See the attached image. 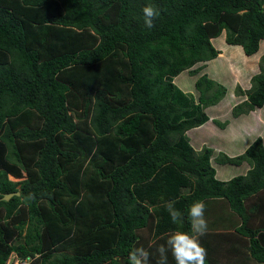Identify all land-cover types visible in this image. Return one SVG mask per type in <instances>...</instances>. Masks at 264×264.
<instances>
[{
  "label": "trees",
  "instance_id": "trees-1",
  "mask_svg": "<svg viewBox=\"0 0 264 264\" xmlns=\"http://www.w3.org/2000/svg\"><path fill=\"white\" fill-rule=\"evenodd\" d=\"M224 32L257 54L264 0H0V264L13 252L29 264H130L141 247L158 264L174 232L195 235L197 201L216 228L198 236L206 264H264L263 139L221 154L251 165L221 181L213 149L196 152L186 135L227 94L201 73ZM185 71L200 75L197 96L178 86ZM251 83L236 88L246 99L232 116L264 107V55Z\"/></svg>",
  "mask_w": 264,
  "mask_h": 264
},
{
  "label": "rangeland",
  "instance_id": "rangeland-1",
  "mask_svg": "<svg viewBox=\"0 0 264 264\" xmlns=\"http://www.w3.org/2000/svg\"><path fill=\"white\" fill-rule=\"evenodd\" d=\"M213 44L215 45V47L218 50L224 51V53H222L220 55V57L218 56L219 58L217 57L218 59H216V61H213V62L208 63V64H204V65H206V68L201 73L202 74H208L210 78H212L215 81H217L218 83L226 86L228 89V94H227L228 98L224 97L220 101L221 103L219 102L221 104L220 106H216V105L210 106V110L208 111L209 116H214L215 113H217V111L215 112V110H217L218 108H220V109H228L229 108V105H230L229 100H231L232 93L236 97L239 96L237 93V90H236V88H238V85L242 86L244 89H247V85H249V81H250L251 77L253 76V74H255L258 71V62L260 61V58L264 55V41L261 43L260 50L256 54V56H254L253 60L252 59L247 60L248 63L243 61L245 58H248V56H246L244 54V51L241 50V48L239 46H230L226 43V35L223 34L221 37L217 38L215 40V42H213ZM241 52H243V54ZM243 55H244V58H243ZM234 76H237L239 78L238 79L234 78ZM199 77H200V75L193 76L188 71H185L176 80H177L178 86L180 88H182L184 91H187L188 93H193L194 95L197 96V91L195 88V82ZM262 114H264V109H256L253 116L252 115L249 116V118L247 120L246 119L241 120V122H244V124H243V125H245L244 127H239V125H237V123L233 124L235 126V131L237 130V132H238L239 128H241L240 129L241 131L240 130L239 131L241 133L246 134L245 131H249L248 126L249 127L252 126V121H250V120L257 119L259 117V115L262 116ZM231 116H232V113H230V111H228V113L223 115L221 117V119L218 121L219 122H226L227 120L230 121ZM213 125H215V124L212 120V122L204 128V130H203L204 132H202V131L193 132L192 136L195 137V140H193V141H200L201 139H209L210 142L214 143V145H216L215 147L219 148V149H222L220 147V144L222 141L224 143L223 146H226L229 148L231 145L228 142L229 141L228 138H221L220 140L213 139V137L215 138V136H217L219 138L222 135V133H220L219 131H216L214 136H209L208 133L210 131H212ZM231 129L232 128H228V131H231ZM228 131H226V132H228ZM244 134H243V136H244ZM243 140H244L245 144H247L248 141H250L249 138H244ZM240 141H242V140H240ZM208 145H210V144H208ZM221 146H222V144H221ZM244 167L245 168L225 166V169L227 168L228 170H231L233 174H235V173H240L241 169H244V170L247 169V167L245 165H244ZM219 168L221 169V166H219ZM223 170H224L223 168H222V171H220L218 169V176L220 179L232 178L235 176L232 174L226 175L223 172ZM230 175H232V176H230ZM9 179L12 181H18V179L13 177V176H9ZM23 179H25V177ZM218 212H221L223 215L226 213L223 210H218ZM27 228H28V226L24 227L22 233H24Z\"/></svg>",
  "mask_w": 264,
  "mask_h": 264
},
{
  "label": "crops",
  "instance_id": "crops-1",
  "mask_svg": "<svg viewBox=\"0 0 264 264\" xmlns=\"http://www.w3.org/2000/svg\"><path fill=\"white\" fill-rule=\"evenodd\" d=\"M225 35V34H224ZM216 40V39H215ZM214 40V41H215ZM230 46H232V45H230ZM241 48V50H243V48L242 47H240ZM244 51V50H243ZM222 53H224V51H222L221 50V53L219 54V57H220V55L222 54ZM242 54H243V52H241ZM244 54H245V52H244ZM246 55V54H245ZM247 56V55H246ZM254 56H256V54H254V55H252V56H248V58H245L243 61L244 62H246V63H248L247 62V60H249V59H252L253 60V58H254ZM218 57V58H219ZM218 58H216V59H218ZM243 58H244V55H243ZM216 59H214L213 61H216ZM241 59V58H240ZM242 60V59H241ZM260 60H261V58H260ZM213 61H209V62H207V64L208 63H211V62H213ZM256 63V62H255ZM260 72V61L258 62V71L255 73V74H253V76H255L256 74H258ZM252 76V77H253ZM252 77H251V79H252ZM234 78H239V77H237V76H234ZM212 79V78H211ZM251 79H250V81H249V85H247V89H249L251 86H252V83H251ZM214 80V79H213ZM224 86V85H223ZM238 86H240V85H238ZM226 87V86H225ZM242 89H244L242 86H240ZM227 88V87H226ZM247 89H244V90H247ZM185 92H187V91H185ZM227 94H228V89H227ZM227 94H226V96L225 97H227ZM228 98V97H227ZM246 98H245V96L243 97V96H239V97H236L233 93H232V95H231V100H229V102H230V105H229V108L228 109H220V108H218L217 110H215V112L217 111V113H215V115L214 116H210V120L207 122V123H205L204 125H202V126H200V127H198V128H194V129H191V130H189L187 133H186V135H187V137L189 138V141H190V143H191V145L193 146V148L196 150V152H200L204 147H209V148H211V149H213V156H212V158H211V163H212V166L214 167V169L216 170V178L217 179H219V180H221V181H229V180H231L232 178H234L235 176H239V174L240 175H244V174H246L250 169H251V165L248 163V162H245V163H243L241 166H236V165H232V164H224V163H221L220 161H221V158H220V155L221 154H226V155H228L229 157H236V156H239V155H241V154H243L246 150H247V148L257 139V138H259V137H261L262 139H263V143H264V114H262V116H260L259 115V117L257 118V119H252V120H250V121H252V126H248V130L249 131H245V133L246 134H244V133H241L240 131V129L241 128H239V130H238V132H237V130L235 131V126L233 125V124H236L237 123V125H239V127H244L245 125H243L244 124V122H241V120H243V119H248L249 118V116H253V114L255 113V111H252V112H250L249 114H244V115H241V116H239V117H235V116H231V119H230V121L229 120H227L226 122H227V124H226V126L223 128V127H221V126H219L218 124H216L215 123V121H218V120H220L221 119V117L223 116V115H225L226 113H228V111H230V113H232L233 112V109H234V107L235 106H237L238 104H240L242 101H244ZM221 103V102H220ZM220 103H218V104H216V106H220L221 104ZM257 109H264V107L263 108H257ZM210 110V107H208L205 111L207 112V114H208V111ZM226 110V111H225ZM212 120H213V122H214V124L215 125H213L212 126V131H210L208 134H209V136H214L215 135V133H216V131H219L220 133H222V135L218 138L217 136H215V138L213 137V139H218V140H220L221 138H228L229 139V143H230V147L228 148V147H226V146H223V142L221 141V144H222V146H221V144H220V147L222 148V149H219V148H216L215 146L216 145H214V143H211L210 142V140L209 139H201L200 141H193V140H195V137H193L192 136V133L193 132H195V131H202V132H204L203 130H204V128L206 127V126H208L211 122H212ZM226 122H221V124H224V123H226ZM232 128L231 129V131H228V128ZM226 131H228V132H226ZM243 134H244V136H243ZM202 136V135H201ZM254 137V138H253ZM244 138H249L250 139V141H248V143L247 144H245V142H244ZM203 140V141H202ZM240 140H242V141H240ZM214 142V141H213ZM208 144H210V145H208ZM232 147V148H231ZM244 165L247 167V169H241V172L240 173H235V174H233L232 173V171L231 170H228L227 168L225 169V166H230V167H242V168H245L244 167ZM219 166H221V169L219 168ZM222 168L224 169L223 170V172L227 175V174H232V175H235L234 177H232V178H226V179H220L219 178V176H218V169L220 170V171H222ZM244 170V171H243ZM232 175H230V176H232ZM216 202H219V200L218 201H216ZM219 203H217V205L216 206H221V205H218ZM226 215H228V216H231L232 217V214H231V212L230 211H228V212H226ZM238 218V217H237ZM239 219V218H238ZM237 219V220H238ZM239 222H240V219H239ZM238 222V223H239ZM212 229H216V228H211V227H209V226H207V229H206V231H209V230H211L212 231ZM230 231V230H229ZM195 235H196V233H194ZM38 256V255H37Z\"/></svg>",
  "mask_w": 264,
  "mask_h": 264
},
{
  "label": "clouds",
  "instance_id": "clouds-1",
  "mask_svg": "<svg viewBox=\"0 0 264 264\" xmlns=\"http://www.w3.org/2000/svg\"><path fill=\"white\" fill-rule=\"evenodd\" d=\"M143 14L145 25L151 28L153 26V18L158 15V9L149 5L143 9ZM223 34H225V32ZM168 212L174 223L178 222L182 217V213L177 211L171 202H168ZM204 213L205 204L203 201H197L192 204L189 209V216L191 218L193 232L196 233V235H190L182 231L174 232L168 238L165 245H160L158 247L157 250L160 253L158 264H168V257L166 254L168 251H171L176 264H206L207 253L198 239V236L203 235L207 229ZM129 259L130 264H148L149 253L143 247L136 248L129 254Z\"/></svg>",
  "mask_w": 264,
  "mask_h": 264
},
{
  "label": "built area",
  "instance_id": "built-area-1",
  "mask_svg": "<svg viewBox=\"0 0 264 264\" xmlns=\"http://www.w3.org/2000/svg\"><path fill=\"white\" fill-rule=\"evenodd\" d=\"M30 259H22L17 253H12L6 264H29Z\"/></svg>",
  "mask_w": 264,
  "mask_h": 264
},
{
  "label": "water",
  "instance_id": "water-1",
  "mask_svg": "<svg viewBox=\"0 0 264 264\" xmlns=\"http://www.w3.org/2000/svg\"><path fill=\"white\" fill-rule=\"evenodd\" d=\"M16 194H17V195H20V192H17ZM13 196H14V194H8V195H5V196H4V200L8 201V200H10Z\"/></svg>",
  "mask_w": 264,
  "mask_h": 264
}]
</instances>
